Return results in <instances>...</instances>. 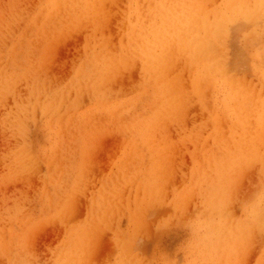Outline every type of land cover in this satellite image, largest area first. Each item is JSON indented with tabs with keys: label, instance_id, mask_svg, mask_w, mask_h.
I'll use <instances>...</instances> for the list:
<instances>
[{
	"label": "rangeland",
	"instance_id": "1",
	"mask_svg": "<svg viewBox=\"0 0 264 264\" xmlns=\"http://www.w3.org/2000/svg\"><path fill=\"white\" fill-rule=\"evenodd\" d=\"M94 1L99 23L0 0V264H264V3ZM156 4L237 8L211 33L207 79L202 32L184 56L160 47L164 98L145 33L126 28Z\"/></svg>",
	"mask_w": 264,
	"mask_h": 264
},
{
	"label": "bare ground",
	"instance_id": "2",
	"mask_svg": "<svg viewBox=\"0 0 264 264\" xmlns=\"http://www.w3.org/2000/svg\"><path fill=\"white\" fill-rule=\"evenodd\" d=\"M52 1H54L53 3H54V5H56V3H57V0H52ZM65 1L67 2V4H68V6H69V8H70V10L72 11V18L71 19H74V16L75 15H79L81 18H82V16H85V19H86V21H89V20H87V19H90V20H94V18H96L97 19V15H96V13H90V12H88L87 11V9L86 8H89L90 6H89V2H88V0H82V1H80L79 0V2L78 1H73V0H59V2L63 5L64 3H65ZM90 1H93V0H90ZM96 1V0H95ZM95 1H94V3H95ZM197 1V0H196ZM200 1V0H199ZM248 1V0H247ZM246 1V2H247ZM250 1V0H249ZM255 1V0H254ZM257 1V0H256ZM141 2V1H140ZM234 2H236V0L234 1ZM258 2H263L264 3V0H259ZM137 3V2H136ZM152 3V2H151ZM189 3V2H188ZM193 3V4H192ZM192 3H190L192 6L194 5V2H192ZM231 3H232V1H231ZM231 3H230V5H231ZM261 3H260V5L259 6H261ZM145 4V3H144ZM232 4H234V3H232ZM248 4H250V2L248 3ZM137 6H138V4H136ZM142 5H143V3H142ZM149 5H151L150 3H149ZM149 5H147L148 7H149ZM238 5H243V4H240V0H239V3H238ZM88 6V7H87ZM195 6V5H194ZM257 6V5H256ZM93 7V9H97V8H95L94 6H92ZM197 7V6H196ZM196 7H194L195 9H193V8H189V7H185V6H183V5H180V6H169V5H166V4H156V9H157V13H154V9L153 8H148L147 9V11H146V13H145V10H142L141 12H143V13H145L144 15L142 14V13H138V12H140V10H132V13H130L129 15H131L130 16V18L129 17H127V20H126V28H131V30H132V28H138L139 30H140V32H141V35L142 34H144L145 33V35L144 36H142L144 39V41H142V43H141V46H142V53L141 54H139V57H140V60H141V65H142V71L143 72H145L146 73V75L148 76V79L149 80H151L152 81V83H151V85L153 84V86L155 85V87H159V91H160V96L162 95L163 96V98L165 97V96H168L170 93H171V86H170V84H169V82L165 79V78H163L162 77V74H161V68H162V66L165 64V61L167 60L168 61V58L169 59H171V57H170V55H169V53H170V48H169V50H167L168 52H163V53H161L160 54V47L162 46L164 49H165V46H166V42L167 41H173L172 43H173V45L175 46V52L177 51V52H179V50H182V48L181 47H183V45L182 44H184L185 43V41H186V39L190 36V31L189 30H191V31H193V32H195V29L194 28H196V31L199 33V34H201L200 32H202L203 33V35L201 36L202 38V43H199V44H202V45H200L201 46V48H202V46H203V49H201V48H199V50L201 49L202 51H204L202 54H204L205 53V51H206V57L205 56H201L203 59H204V62L202 63L203 64V67L202 68H204V77H206V75L207 74H211V66L212 65H209V63H208V59H207V54H208V51H210V49L211 50H213L212 48H211V42H209V39L210 38H212L211 37V33L212 34H214L217 30H218V28H220V26H219V23H220V21H221V19L223 18V19H226V20H232V17L233 16H236L235 14H237V12H236V10H237V8L236 9H234L235 10V12H234V14L233 15H231V13H225V14H221L220 15V18H218L217 16L218 15H213L212 14V18H210V16H208V13L206 14V12H201L200 11V9L198 8H196ZM216 7V6H215ZM227 7V6H226ZM236 7V6H235ZM255 7V6H254ZM65 8V7H64ZM142 7H140V8H138L137 7V9H141ZM144 8V7H143ZM205 8V7H204ZM229 9H230V7H228ZM264 8V7H263ZM67 9V8H66ZM227 9V8H226ZM241 9H242V11H244L245 9H244V7H241ZM244 9V10H243ZM251 10V9H250ZM76 11H78V13L79 14H76ZM156 11V10H155ZM230 11V10H229ZM68 12H70V11H68ZM210 12V11H209ZM225 12H228V11H226L225 10ZM87 13L90 15V16H88L87 15ZM104 13V12H103ZM242 13V12H241ZM252 13V12H251ZM250 12H249V14L247 13L246 14V11H244V14L245 15H249L248 16V18L249 17H251V16H254L255 14L257 15V13L255 12V14L253 15V13L251 14ZM142 14V15H141ZM251 14V15H250ZM259 14V13H258ZM100 15V14H99ZM104 15V14H103ZM227 15H229V16H227ZM260 15V14H259ZM262 15V14H261ZM95 16H97V17H95ZM238 16H242V15H238ZM244 16V15H243ZM132 18V19H131ZM238 18V17H237ZM256 18V17H255ZM263 18V17H262ZM239 19H241V17H239ZM253 20H254V18H252ZM259 19V18H258ZM258 19L256 20L257 21V23H258ZM83 19H80V22L82 21ZM125 20V19H124ZM220 20V21H219ZM242 20V19H241ZM252 20V21H253ZM264 20V19H263ZM95 21V20H94ZM248 21H249V19H248ZM247 21V22H248ZM83 22H85V21H83ZM97 22L99 23V18L97 19ZM124 22V21H123ZM223 22H224V20H223ZM232 22H235V20H233ZM236 22H238V21H236ZM250 22V21H249ZM254 22V21H253ZM252 22V23H253ZM264 22V21H263ZM125 23V22H124ZM230 23V22H229ZM261 23V22H260ZM80 24H82V23H80ZM220 24H222L223 25V23H220ZM236 24V23H235ZM256 24V23H255ZM70 25V24H69ZM97 25V24H96ZM124 25V24H123ZM122 25V26H123ZM232 25H234V24H232ZM254 25V24H253ZM261 25V24H260ZM262 25H263V23H262ZM226 26V25H225ZM229 27L231 26V25H228ZM227 26V27H228ZM221 27H223V26H221ZM125 28V27H124ZM161 28H166V30H163V29H161ZM169 28H172V29H169ZM178 28H183L182 29V31H177V29ZM63 30V29H62ZM129 30V29H128ZM135 30V29H134ZM230 30V29H229ZM74 31V30H73ZM123 31V30H122ZM227 31V30H226ZM87 32V31H86ZM101 32V31H100ZM182 32V33H181ZM228 32V31H227ZM249 34V33H248ZM219 35V34H218ZM229 35H230V32H229ZM198 36H200V35H198ZM216 37H217V35H216ZM223 37V36H222ZM139 38V37H138ZM138 38H137V40H138ZM228 38H230V37H228ZM196 39H197V37H196ZM195 39V40H196ZM110 40V39H109ZM190 40H191V37H190ZM198 40H199V37H198V39H197V42L195 43V41H194V44L196 45V44H198ZM116 41V40H115ZM214 41V40H213ZM132 42V41H131ZM134 43V42H133ZM133 43H130V44H133ZM171 43V44H172ZM223 43V42H222ZM187 44H189V42L187 43L186 42V45ZM191 44V43H190ZM189 44V46H192V44H193V42H192V44L190 45ZM194 44H193V46H194ZM199 44H198V46H199ZM213 44V46H214V43H212ZM215 44H216V42H215ZM220 44H221V42H220ZM123 45H125L124 43H123ZM168 45H169V43H168ZM182 45V46H181ZM225 45V44H224ZM133 46V45H132ZM188 46V47H189ZM134 47V46H133ZM170 47V46H169ZM178 47H180L181 49H179V50H176V48L178 49ZM184 47H185V49L187 48L185 45H184ZM193 48V47H192ZM110 49V48H109ZM164 49H163V51H164ZM172 49H173V46H172ZM184 49V48H183ZM193 49H197V46L195 47V48H193ZM129 50V49H128ZM174 50V49H173ZM187 50V49H186ZM189 51H190V47H189V49H188ZM130 51V50H129ZM183 52H184V50H182ZM182 51H180L178 54H180V55H182L183 54V56H184V53H181ZM198 51V50H197ZM201 51V52H202ZM134 52V51H133ZM186 52H188V51H186ZM186 52H185V55H187L186 54ZM191 52L193 53L194 52V50L192 51L191 50ZM200 52V51H199ZM200 52V53H201ZM212 51H210V53H211ZM131 53H132V51H131ZM134 53H136L135 54V57L137 58L138 57V52H134ZM166 53L168 54L167 56H169L167 59H164V57H166L165 55H166ZM190 53V52H189ZM200 53H199V57H200ZM209 53V54H210ZM220 53V52H219ZM174 54V53H173ZM177 54V53H176ZM175 54V55H176ZM208 54V55H209ZM127 55H128V53H127ZM190 55V57H191V55L192 56H194L193 54H189ZM112 56V55H111ZM125 56V55H124ZM177 56V55H176ZM188 56V55H187ZM198 56V55H197ZM221 56V55H220ZM114 58L115 57H117V56H113ZM119 57H122V59H123V56H122V54H120L119 55ZM126 57V56H125ZM186 57V56H185ZM184 57V58H185ZM212 57V56H211ZM230 57V56H229ZM98 58V57H97ZM112 57H110V59H111ZM134 58V57H133ZM208 58L209 59H212V58H210L209 56H208ZM113 59V58H112ZM111 59V60H112ZM117 59V58H116ZM116 59H113V64H114V62L116 61ZM190 59H192V57L190 58ZM171 60H173V59H171ZM186 60H187V58H186ZM189 60V59H188ZM194 60H196V59H194ZM181 61V60H180ZM193 61V60H192ZM197 61V60H196ZM107 62H108V60H107ZM130 62V61H129ZM176 62V61H175ZM191 62V61H190ZM198 62V61H197ZM110 63V62H109ZM171 63V62H170ZM177 63V62H176ZM180 64V63H179ZM196 64H199V63H196ZM200 64H201V62H200ZM199 64V65H200ZM166 65V64H165ZM184 65V64H183ZM198 65V66H199ZM225 65V64H224ZM112 66H114V65H112ZM179 66V65H178ZM197 66V68L199 69V68H201V67H198ZM166 68V67H165ZM191 68V67H190ZM197 69V70H198ZM213 69V68H212ZM93 70V69H92ZM196 70V71H197ZM201 69H200V71H202ZM36 71V70H35ZM165 71V70H164ZM199 71V70H198ZM128 72V71H127ZM31 73V72H30ZM198 73V72H197ZM196 73V74H197ZM37 74V73H36ZM119 74V73H118ZM114 75V74H113ZM199 75V74H198ZM197 75V76H198ZM200 76V75H199ZM11 77H13V76H11ZM46 77V76H45ZM84 77V76H83ZM85 78V77H84ZM140 78V77H139ZM22 79V78H21ZM103 79V78H102ZM165 79V80H164ZM203 79V78H202ZM206 79H207V77H206ZM10 80V79H9ZM45 80V79H44ZM147 79L145 78V81H146ZM6 81H8V80H6ZM5 81V82H6ZM106 81V80H105ZM104 81V82H105ZM28 82H29V80H28ZM51 82V81H50ZM150 82V81H149ZM147 83V82H146ZM100 84H103V82L102 83H100ZM201 84V83H200ZM8 85H9V83H8ZM97 85V84H96ZM145 85V84H144ZM33 86V85H32ZM40 86V85H39ZM153 86H151V87H153ZM34 88V87H33ZM106 88V87H105ZM153 90H154V87L152 88ZM204 89V88H203ZM202 89V90H203ZM35 90V89H34ZM143 90H144V88H143ZM154 91H156V90H154ZM153 91V92H154ZM69 92V91H68ZM157 92V91H156ZM155 92V93H156ZM80 94V93H79ZM158 96V95H157ZM159 96V97H160ZM177 96H178V94H177ZM16 97V96H15ZM159 97H156L157 99H159ZM38 98V97H37ZM156 99V100H157ZM167 99V98H166ZM165 99V100H166ZM155 100V99H154ZM168 100V99H167ZM172 100V99H171ZM61 101V100H60ZM159 101V100H158ZM157 101V102H158ZM167 102V101H166ZM59 103V102H58ZM163 102H161L160 104H162ZM46 105V104H45ZM44 105V106H45ZM164 105H165V103H164ZM49 106V104H47V107ZM162 108V107H161ZM13 109V108H12ZM57 109V108H56ZM66 109V108H65ZM15 111V110H14ZM74 112V111H73ZM205 112V111H204ZM18 114H20V113H18ZM168 119V118H167ZM166 119V120H167ZM162 121V120H161ZM157 122H159V120L157 121ZM142 124V123H141ZM144 125V124H143ZM142 126V125H141ZM19 136V135H18ZM21 137V136H20ZM27 146V145H26ZM254 153V152H253ZM253 155H255V154H253ZM254 157V156H253ZM32 158V157H31ZM2 163V162H1ZM24 163V162H23ZM29 167V166H28ZM19 174V173H18ZM5 204V203H4Z\"/></svg>",
	"mask_w": 264,
	"mask_h": 264
}]
</instances>
